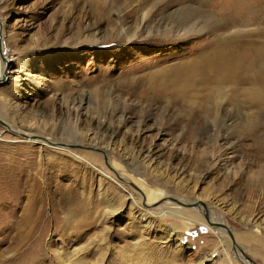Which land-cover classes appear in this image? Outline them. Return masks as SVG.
Instances as JSON below:
<instances>
[{"label": "rangeland", "instance_id": "rangeland-1", "mask_svg": "<svg viewBox=\"0 0 264 264\" xmlns=\"http://www.w3.org/2000/svg\"><path fill=\"white\" fill-rule=\"evenodd\" d=\"M206 1L211 8L218 0ZM146 4L155 10L144 36L190 3L0 1L10 71L0 84V264L248 263L233 240L224 244L223 229L183 230L174 217L159 219L168 201L147 209L140 192L109 169L102 149L146 194L219 206L243 258L264 264V110L240 89L219 104L216 91L183 69L200 64L208 34L184 42L154 34L153 41L122 40L124 31L138 29ZM35 129L85 145L93 139L98 148L35 143L26 136ZM135 144L153 150L144 166L143 157H131ZM90 153L92 164L82 161ZM129 164L137 179L128 176ZM28 210L34 219L24 224Z\"/></svg>", "mask_w": 264, "mask_h": 264}, {"label": "bare ground", "instance_id": "bare-ground-1", "mask_svg": "<svg viewBox=\"0 0 264 264\" xmlns=\"http://www.w3.org/2000/svg\"><path fill=\"white\" fill-rule=\"evenodd\" d=\"M205 1L206 0H189L190 4L185 5L182 8L181 13L179 12L180 14L177 16L175 15L176 17L173 16V18H169V20L164 24L161 23L162 25H160V28L157 29L156 33L153 34L157 36V38H160V42H164L169 38H176V40L184 42L191 37L198 38L201 35L208 34L210 44L207 46L208 49L202 51L203 53L200 57V64L192 66L191 68H188L189 66H186V64H182L186 66L183 69H188L191 73L190 78H193L194 80L197 79V81L200 82V85L202 83L204 86L211 87L214 91H216L214 98L219 104L224 103V101L226 102V99L229 97V95L234 96L233 92L236 91V89H240V91H242L240 93L246 95V98H248L252 104L256 105L259 109L264 110V0H235L237 5L234 7H231V5H229L230 3L228 4L226 0H218L215 1V4H213L211 8H207L205 6ZM139 10L141 14L139 17L140 26H137L138 29L128 33L124 31V34L122 33V36H120V38L127 43L138 42L139 40H143V42L144 40L145 42L155 40L150 39L155 38V36H152V32H150L151 30L148 31L150 33L147 34V36L141 34L143 30L142 28L148 23L152 12L155 10V6L152 7V5H147V7H144L142 10L141 7H139ZM1 19L2 18L0 17V24L2 25L3 21ZM2 27L3 25L0 27V51L3 54V57L0 60V82L3 80H6L5 82H7L10 76L7 79L6 75L10 74V71L8 68L6 69V62H9V60L5 53V31ZM252 27L254 29H252ZM92 42L96 43L94 41ZM201 63H203V66L202 68H199ZM190 84L191 79L185 82V88H188ZM241 86L249 88H244V91L243 87L241 88ZM0 122L2 121L0 120ZM2 124L4 123L2 122ZM35 130V133L28 135L26 134L28 138L34 139L35 143H40L42 145L55 144L57 146H61L63 149L65 147H72L74 149L77 147L84 149L98 148L94 146L95 142H93V139L91 142H89V144L85 145L84 143L86 141L84 140L82 142H78L76 140L70 142L68 140L52 139L49 135L42 134L37 129ZM88 131L90 132V130ZM10 132L14 135L22 134L19 129L14 128H10ZM97 134L98 133H95L94 135L97 137ZM114 136L115 135H113V137ZM111 139L112 136L110 137V140ZM138 145L135 144L134 148L132 149V155L136 156L131 157H133V160H140L141 157H143L144 159H141L142 161H139L138 163L144 166L151 160L153 150L152 148L144 149ZM102 151L105 157H107L106 159L109 160V169L119 179L131 184L136 191L140 192L139 195L141 198L139 197L137 200L140 201L141 199L142 202L143 199L145 201L143 204H145L147 209L149 207L151 208L153 204L158 205L164 201H168V206H159L161 207V209H159V213L157 214L159 219L165 216L174 217L185 224L183 230L189 229L191 227L194 228L197 225H203L209 229H223L225 235V238H223L224 244H227L228 247H230L233 240L235 251L240 255V257H242L244 260L242 261L245 263L248 262L247 264L250 263L243 258L245 257V251H243L240 246H238L231 232L232 230L226 226L225 220L220 217L218 212L219 206H217L216 210H213L212 208H209L210 206H207L204 202L198 199L185 202L175 198L167 197L166 195L160 194V196L155 197L151 196L153 194H148L149 192L146 194L145 191L143 192V190L138 189L137 184L131 182V178H122L120 169L112 165V160H110L108 155L105 154L107 152L104 149H102ZM94 158L95 155L90 153L88 158L83 159L82 161L87 160L88 164H92L91 161ZM129 165L130 166L127 168L128 176H134V178L137 179L140 173H136L134 167H132L131 164ZM195 203L197 205L192 208H198V211H194L188 206ZM1 205L3 206V204L0 203V208ZM33 206V204H30L28 209H32ZM13 216L16 217V214H13ZM33 219L34 215L32 212L24 214L21 218L24 224H30ZM255 224L253 221H246V225L252 226V228L255 227ZM227 233L231 236V240L229 239Z\"/></svg>", "mask_w": 264, "mask_h": 264}, {"label": "water", "instance_id": "water-1", "mask_svg": "<svg viewBox=\"0 0 264 264\" xmlns=\"http://www.w3.org/2000/svg\"><path fill=\"white\" fill-rule=\"evenodd\" d=\"M9 68V62H6V69ZM6 80H3L2 82H5ZM1 82V83H2ZM0 124H2V122H0ZM249 260V259H248Z\"/></svg>", "mask_w": 264, "mask_h": 264}]
</instances>
